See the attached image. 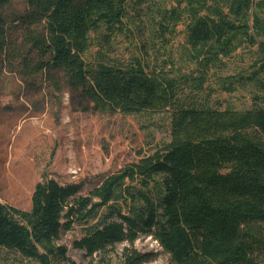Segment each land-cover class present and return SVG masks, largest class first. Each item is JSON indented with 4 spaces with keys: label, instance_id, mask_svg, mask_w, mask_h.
I'll list each match as a JSON object with an SVG mask.
<instances>
[{
    "label": "trees",
    "instance_id": "trees-1",
    "mask_svg": "<svg viewBox=\"0 0 264 264\" xmlns=\"http://www.w3.org/2000/svg\"><path fill=\"white\" fill-rule=\"evenodd\" d=\"M17 2L24 11L9 21ZM128 2L0 0V55L12 68L61 72L101 111L172 113L171 140L162 150L109 176L87 196L78 185L47 180L36 185L29 211L0 201V264H9L11 255L26 264L68 263V250L55 243L76 226L84 235L74 247L88 257L145 236L176 264H264V108L221 110L188 100V87L195 95L204 89L203 74L170 77L138 59L130 67L86 63L92 34L104 27L122 32ZM194 2L188 42L201 68L230 57L251 30L264 40V0H233L235 20L220 11L201 16L207 6ZM106 36L102 45L109 43ZM254 100L264 102V96ZM151 260L126 249L123 264Z\"/></svg>",
    "mask_w": 264,
    "mask_h": 264
},
{
    "label": "rangeland",
    "instance_id": "rangeland-1",
    "mask_svg": "<svg viewBox=\"0 0 264 264\" xmlns=\"http://www.w3.org/2000/svg\"><path fill=\"white\" fill-rule=\"evenodd\" d=\"M194 1L129 0L122 32L114 34L104 27L92 34L84 61L130 67L138 59L150 72L166 71L170 77L203 74L204 89L195 95L188 87V100L221 110L264 108V102L254 100L264 96L260 68L264 40L251 30L248 38L239 39L230 57L220 56L214 66L201 68L188 42ZM232 2L200 0L207 6L201 16L213 18L220 11L235 20ZM23 11L22 2L14 4L8 10L9 21ZM248 23L253 27L252 16ZM102 35H109V43L102 45ZM39 60L34 56V63ZM171 115L98 110L72 89L63 73L46 69L28 74L20 66H9L0 55V201L29 211L36 185L47 180L78 185L87 196L109 176L162 150L171 140ZM83 235L76 226L55 243L68 250L70 261L63 264H123L126 249L149 255L152 260L146 264H176L156 240L145 236L88 257L74 247ZM18 258L11 255L9 264H26Z\"/></svg>",
    "mask_w": 264,
    "mask_h": 264
}]
</instances>
